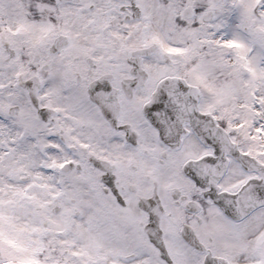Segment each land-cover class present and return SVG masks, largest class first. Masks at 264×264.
I'll use <instances>...</instances> for the list:
<instances>
[{
  "label": "snow or ice",
  "instance_id": "6c2138e0",
  "mask_svg": "<svg viewBox=\"0 0 264 264\" xmlns=\"http://www.w3.org/2000/svg\"><path fill=\"white\" fill-rule=\"evenodd\" d=\"M0 264H264V0H0Z\"/></svg>",
  "mask_w": 264,
  "mask_h": 264
}]
</instances>
